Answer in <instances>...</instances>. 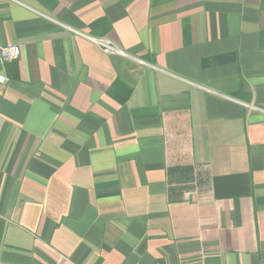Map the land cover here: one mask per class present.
Masks as SVG:
<instances>
[{"label": "crops", "instance_id": "0c3cea01", "mask_svg": "<svg viewBox=\"0 0 264 264\" xmlns=\"http://www.w3.org/2000/svg\"><path fill=\"white\" fill-rule=\"evenodd\" d=\"M11 44L0 264H264V0H0Z\"/></svg>", "mask_w": 264, "mask_h": 264}, {"label": "built area", "instance_id": "2783aa9c", "mask_svg": "<svg viewBox=\"0 0 264 264\" xmlns=\"http://www.w3.org/2000/svg\"><path fill=\"white\" fill-rule=\"evenodd\" d=\"M77 36L85 37L89 42L94 44L103 54L108 56H118L127 60H135L122 49L118 48L111 40L104 38H91L82 35L79 32L71 30ZM21 57V47L17 44H11L0 47V65L18 61ZM7 82L4 75H0V86Z\"/></svg>", "mask_w": 264, "mask_h": 264}]
</instances>
